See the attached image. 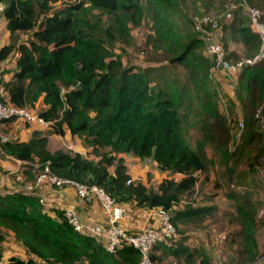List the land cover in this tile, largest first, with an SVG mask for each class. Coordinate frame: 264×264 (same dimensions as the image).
Masks as SVG:
<instances>
[{
  "label": "trees",
  "instance_id": "trees-1",
  "mask_svg": "<svg viewBox=\"0 0 264 264\" xmlns=\"http://www.w3.org/2000/svg\"><path fill=\"white\" fill-rule=\"evenodd\" d=\"M183 2L0 0L11 38L27 34L25 40L0 48V60L14 55L18 67L13 79L4 82L5 101L34 110L38 103L43 104L39 115L51 122L50 131L63 135L68 130L77 135L90 149L91 157L64 150L51 153L47 138L39 133L26 143L9 140L0 151L25 163L29 179L34 176L30 163L36 160V171L48 166L51 173L63 179L96 185L119 205L134 202L138 207L170 210L177 232L179 224L204 218L216 209L205 206V200L179 208L176 203L180 195L193 189L197 174L208 171V148L220 163L228 165L238 160L237 154L246 143L256 139L262 147L254 160L263 155L264 121L260 122L256 114L261 109L264 117V61L244 66L237 75L236 105H240L244 128L233 152L230 143L234 123L220 110L221 87L213 80L211 60L195 29L196 18L179 23L185 20ZM229 4L222 0V8L216 13H224L223 6ZM236 4L231 20L220 19L221 41L228 58L237 54L229 41L240 43L247 57L260 45V35L251 29L242 11V0ZM95 10L97 14H93ZM205 14L208 12L200 16ZM145 16L151 24L142 49L147 66L123 60L126 46L134 44L132 26H140ZM190 128L200 131L195 142L188 138ZM123 153L153 160L169 177L157 189L140 182L127 183L130 177L126 166L117 157ZM174 174L180 178H171ZM225 197L235 206L230 214L236 225L231 234V243L236 246L231 262L252 264L261 253L257 208L247 195L231 193ZM3 230L11 232L28 254L26 258L10 256L5 264L140 261L138 250L127 245L116 253L108 252L99 239L76 231L63 211L49 214L37 195L24 191L0 193V246L6 241ZM167 255L184 257L188 264H195L194 259L201 257L196 264H209L203 249H192L180 240L174 245L165 240L153 245L151 258L155 264Z\"/></svg>",
  "mask_w": 264,
  "mask_h": 264
},
{
  "label": "rangeland",
  "instance_id": "rangeland-1",
  "mask_svg": "<svg viewBox=\"0 0 264 264\" xmlns=\"http://www.w3.org/2000/svg\"><path fill=\"white\" fill-rule=\"evenodd\" d=\"M75 0H71L74 2ZM144 1V0H141ZM230 4L225 7L226 11L232 13L238 8L236 2L241 0H228ZM199 2V3H197ZM201 2V3H200ZM222 0H184L181 8L185 15L184 21H179L180 25L188 23V20L194 16L197 18L203 12L214 14L218 9L222 8ZM242 11L248 17V7L256 6L262 11V21H264V0H242ZM197 4V5H195ZM198 6V7H197ZM201 8V10H199ZM224 9V10H225ZM97 10L93 14H97ZM149 17L145 16L143 23L138 26H132L131 34L134 38V44L126 46L127 52L124 54L123 60L132 61L133 63L149 65L146 61V54L142 51L146 36L151 33V24ZM93 19V18H92ZM249 19V17H248ZM250 22V21H249ZM19 40H25L26 33H19ZM238 42H230V48L236 49V56H231L232 60L243 57L242 45ZM120 46V45H119ZM119 52V50L117 51ZM239 76V75H238ZM227 81L231 83L232 77L225 75ZM231 79V80H230ZM215 83L218 80L214 77ZM223 80V79H220ZM235 80V79H234ZM225 81V80H223ZM236 87V85H235ZM235 94L230 89L225 90L220 88L218 94V104L221 112L227 117L233 128V139L230 143L231 150L234 152L235 147L239 143L240 130L238 128V119L243 120V114L240 105L236 100ZM232 90V89H231ZM235 103V104H234ZM200 131L197 128H190L188 130V138L191 142L199 137ZM262 143L256 139L246 143L237 154V161H231L230 164L225 165L219 162L208 148V155L211 160L208 171L205 174H197L198 180L193 189L187 193L180 195L179 202L176 203V208L187 203H197V201L205 200L204 205L214 206L207 212L204 218L194 220L186 224H179V231L177 241L180 240L184 244L189 245L192 249H203L206 256L209 258V264H233L231 256L236 251V246L231 243V234L234 232L236 225L231 219L230 214L234 213V202L225 197V194H239L251 197L254 205L257 208V221L259 227L257 230V240L260 246V259L252 264H264V153L256 161L254 156L258 155ZM237 149V148H236ZM169 177V175H166ZM178 180L179 175L170 176ZM165 177L152 176L150 172L147 173V182L149 188L157 189L158 185ZM198 225V228H196ZM5 240L0 246V264H5V259L13 253L17 252L14 245L17 241L11 232L3 230ZM18 246V245H17ZM201 260V257L194 259L195 264ZM157 264H188L185 258H176L174 255H167L162 258Z\"/></svg>",
  "mask_w": 264,
  "mask_h": 264
},
{
  "label": "built area",
  "instance_id": "built-area-1",
  "mask_svg": "<svg viewBox=\"0 0 264 264\" xmlns=\"http://www.w3.org/2000/svg\"><path fill=\"white\" fill-rule=\"evenodd\" d=\"M261 16L262 11L259 8L254 6L248 7L250 27L260 35V45L259 49L253 55L248 57L243 56L236 60L227 57V52L221 41L222 31L220 19L224 17L225 20H231L232 12L225 11L222 14L208 13L196 18L195 29L200 33L204 41L205 55L211 60V72L214 74L215 72L222 71L232 77L233 80L230 79V85L233 87L236 85L238 73L244 66H252L264 61V21H262ZM3 70L4 67L0 62V121L15 118L22 119L26 122H38L43 126L50 127L51 122L44 120L39 115V110L19 108L5 101L6 89L2 74ZM256 117L260 119V122L264 121V117L261 115V109L257 111ZM238 128L241 133L244 128L242 119H238ZM7 141H9V136L0 134V148ZM132 181L129 178L127 183H131ZM42 184H49L57 188L72 185L80 197L87 200H90L93 196L98 198L103 210L107 214L106 225L102 226L97 224L87 226L81 221L80 216L71 209H65L64 216L76 231L94 236L102 241L108 252L116 253L121 247L127 245L138 250L140 254L138 264H155L151 258L153 245L161 240H165L169 244L173 243V245L177 241L178 232L171 222L170 210L162 207L149 208L152 216L156 219V224L147 223L139 230L127 231L118 224L119 219L124 213V209L102 188L96 185L88 186L58 177L50 172L48 166H45L37 173L33 185L29 186L28 190L31 191L33 188L40 187ZM259 259L260 256H258L256 261Z\"/></svg>",
  "mask_w": 264,
  "mask_h": 264
},
{
  "label": "crops",
  "instance_id": "crops-1",
  "mask_svg": "<svg viewBox=\"0 0 264 264\" xmlns=\"http://www.w3.org/2000/svg\"><path fill=\"white\" fill-rule=\"evenodd\" d=\"M3 4L0 3V48L4 45H9L12 41L17 44L22 41L19 40L18 34L14 36V40L6 27V19L2 15ZM241 46V45H240ZM242 47V46H241ZM233 49V48H231ZM236 50V49H235ZM237 51V50H236ZM3 70V80L8 82L13 79L15 73L18 70L14 55L8 56L4 60H0ZM225 73L222 71L215 72L213 76L218 80L220 87L225 90H229L235 94L234 87L230 85V82L225 78ZM223 79V80H220ZM237 84V78H236ZM44 106L38 103L36 110L42 109ZM50 127L43 126L38 122H26L22 119H14L8 122L0 123V134L9 136V140L18 142H29L34 133H39V136H45L47 138V150L51 153L57 150L70 151L72 153H80L83 156L91 157L90 149L82 142L77 136L71 134L68 130L63 135H59L50 131ZM118 158H122L126 166V173L134 182H140L149 186L147 182V173L150 172L152 176L166 177L167 173L158 169L156 163L151 159H140L131 154H119ZM25 163L15 158L14 156L7 155L0 151V193L21 191L27 194L37 195L44 209L51 215H54L55 210L65 209L74 210L79 216L81 221L87 226L93 225H106L107 214L103 210L101 202L96 196H93L90 200L84 199L77 194V191L72 185H65L57 188L49 184H42L40 187L28 190L29 186L33 185L35 176L37 175V163L36 160L32 164L33 178H27L25 174ZM115 165L109 168L111 173H114ZM124 209L122 217L119 219L120 224L127 231H135L142 228L145 224H156V219L152 216L151 210L146 207H138L133 203L120 204ZM6 242V241H5ZM14 245L17 249L16 253L18 257L26 258L28 254L24 248L17 242ZM12 256V255H11ZM10 257V255L8 256ZM7 257V258H8ZM6 258V259H7Z\"/></svg>",
  "mask_w": 264,
  "mask_h": 264
},
{
  "label": "water",
  "instance_id": "water-1",
  "mask_svg": "<svg viewBox=\"0 0 264 264\" xmlns=\"http://www.w3.org/2000/svg\"><path fill=\"white\" fill-rule=\"evenodd\" d=\"M258 259V258H257Z\"/></svg>",
  "mask_w": 264,
  "mask_h": 264
}]
</instances>
